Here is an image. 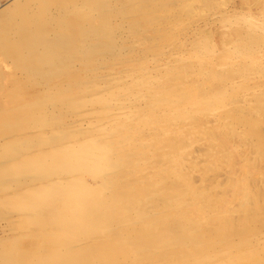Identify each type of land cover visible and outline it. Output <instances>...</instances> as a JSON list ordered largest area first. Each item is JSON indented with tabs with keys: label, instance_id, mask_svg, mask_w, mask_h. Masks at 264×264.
<instances>
[{
	"label": "rangeland",
	"instance_id": "1",
	"mask_svg": "<svg viewBox=\"0 0 264 264\" xmlns=\"http://www.w3.org/2000/svg\"><path fill=\"white\" fill-rule=\"evenodd\" d=\"M22 1L0 0V264H264V0H121L119 53L49 81Z\"/></svg>",
	"mask_w": 264,
	"mask_h": 264
},
{
	"label": "bare ground",
	"instance_id": "2",
	"mask_svg": "<svg viewBox=\"0 0 264 264\" xmlns=\"http://www.w3.org/2000/svg\"><path fill=\"white\" fill-rule=\"evenodd\" d=\"M12 1V0H11ZM22 1V0H21ZM26 2L31 0H25ZM39 0L40 7L38 8V13L35 15V22L37 23L34 26V29L29 32L28 36L25 37L26 41L29 40V55L25 57L24 61L34 63L35 67L32 69L36 75H41L45 78V81L49 77L56 78L60 74L71 73L77 67V64H85L86 72L92 71L96 69V64L101 61V59L108 57L109 55L118 54V45L122 42L121 30L124 28L123 24L126 19L131 18L132 12L127 15L123 12V6H125L121 0H80V2H76L75 0H60L59 5L53 4L52 8H46V1ZM54 1V0H53ZM53 1H50L52 4ZM70 1V2H69ZM74 1V2H73ZM19 2V1H18ZM23 2V1H22ZM29 2V4H30ZM37 4L38 1L35 0ZM48 2V1H47ZM132 2V1H131ZM149 3V1H147ZM153 2V1H152ZM34 3V2H32ZM31 3V4H32ZM16 4V5H14ZM16 2H12V6L8 7L10 9H16V13H23L22 6L17 7ZM25 4V2H24ZM36 4V5H37ZM127 4V2H126ZM22 5V4H21ZM28 6V3H26ZM35 5V4H34ZM33 5V6H34ZM42 5V6H41ZM49 5V4H48ZM133 6L132 4H130ZM150 5V4H149ZM154 5V4H153ZM19 6V5H18ZM52 6V5H50ZM127 6V5H126ZM125 6V7H126ZM129 6V5H128ZM147 6V5H146ZM3 7V6H2ZM38 6H36L37 8ZM135 7V6H134ZM139 7V6H138ZM150 7V6H149ZM6 8L3 7V9ZM27 8V7H26ZM29 8V7H28ZM35 8V9H36ZM130 8V7H129ZM140 8V7H139ZM145 8V7H143ZM153 8V6H152ZM151 7L149 9H152ZM2 9V10H3ZM34 9V12H36ZM41 9V10H40ZM125 9V8H124ZM141 9V10H140ZM139 11H142L140 8ZM33 10V9H32ZM40 10V11H39ZM5 11V10H4ZM11 11V10H10ZM15 11V10H13ZM11 11V12H13ZM31 11V10H30ZM125 11V10H124ZM137 11V9H136ZM151 11V10H150ZM21 12V13H20ZM29 12V11H28ZM27 12V13H28ZM33 12V13H34ZM40 12L42 15H40ZM140 12V13H141ZM147 12V11H146ZM15 13V12H14ZM25 13V12H24ZM23 13V14H24ZM71 13H74L77 17L73 21L70 19L73 18ZM138 13V12H137ZM145 13V12H144ZM143 13V15H144ZM21 14V16L23 15ZM29 14V13H28ZM134 14V13H133ZM153 15V13L150 12ZM137 15V14H135ZM142 15V14H141ZM9 16V13H8ZM8 16L5 14L0 18V25L7 26L8 25ZM16 16V15H15ZM20 16V15H19ZM20 16V17H21ZM26 16V15H25ZM145 16V15H144ZM148 16V15H146ZM17 17V16H16ZM15 17V18H16ZM23 17V16H22ZM142 17V16H141ZM13 18V17H12ZM143 18V17H142ZM141 18V19H142ZM151 18V17H150ZM149 18V19H150ZM17 19V18H16ZM24 19V18H23ZM19 19V20H23ZM135 19V18H134ZM4 20V21H2ZM131 20V19H130ZM137 20V19H136ZM144 20H146L144 18ZM143 20V21H144ZM11 21V20H10ZM16 21V20H14ZM138 21V20H137ZM13 22V19L12 21ZM128 22V21H127ZM139 22V21H138ZM147 22V21H146ZM15 23V22H14ZM126 23V22H125ZM132 23V21H131ZM130 23V24H131ZM145 23V21H144ZM133 24H137L134 20ZM126 25V24H125ZM129 25V24H128ZM127 26V25H126ZM16 27V26H15ZM139 27L140 24H139ZM1 28V27H0ZM8 28V27H7ZM14 28V27H13ZM12 28V29H13ZM28 28V27H27ZM6 29V28H5ZM139 29V28H138ZM3 30V29H2ZM132 30V28H131ZM130 30V31H131ZM9 31V29H8ZM7 31V32H8ZM12 31V30H11ZM22 31V29H21ZM129 31V32H130ZM6 32V31H5ZM13 32V31H12ZM11 32V33H12ZM133 32V31H132ZM4 33V31H3ZM10 33V32H9ZM124 33V32H123ZM126 33V32H125ZM7 34V33H5ZM4 35V34H2ZM130 35V34H129ZM128 35V36H129ZM134 35V34H132ZM137 35V34H136ZM10 36V35H9ZM13 36V34H11ZM10 36V37H11ZM4 37V36H3ZM7 37V35H6ZM14 37V36H13ZM11 37V38H13ZM1 38V37H0ZM17 38V37H15ZM15 38H13L15 40ZM22 38V37H21ZM126 38V37H125ZM129 38V37H128ZM4 39H8L5 38ZM127 39V38H126ZM2 40V38H1ZM5 40V41H6ZM23 40V39H22ZM4 41V40H3ZM21 41V40H20ZM126 41V40H125ZM13 42V40H12ZM126 43V42H124ZM123 43V45H125ZM4 44V43H3ZM11 44V43H10ZM17 44V43H16ZM5 45V44H4ZM20 45V44H19ZM122 45V46H123ZM131 45V44H130ZM8 46V44H7ZM15 46V44L13 45ZM12 46V47H13ZM121 46V45H120ZM17 47V45H16ZM4 48V47H3ZM122 48V47H120ZM6 49H8L6 47ZM24 49V48H22ZM123 49V48H122ZM121 49V50H122ZM121 53V51H120ZM2 54V53H1ZM0 54V55H1ZM123 55V54H122ZM5 57V55H3ZM157 57V56H156ZM109 59V58H107ZM109 61V60H108ZM11 62V61H10ZM5 63V60H4ZM5 68V67H4ZM7 69V68H6ZM10 69V67H9ZM8 69V70H9ZM11 70V69H10ZM106 70V69H105ZM14 71V70H13ZM6 72V71H4ZM105 72V71H103ZM6 74V73H4ZM6 76V75H5ZM9 76V75H8ZM39 76V77H41ZM1 77V76H0ZM41 77V78H42ZM40 78V80H41ZM65 79V78H64ZM63 80V79H62ZM7 81V80H6ZM66 82V81H65ZM67 83V82H66ZM25 84V83H24ZM41 84V83H40ZM6 85V84H5ZM10 85V83H9ZM62 85V84H61ZM67 85V84H66ZM65 85V86H66ZM23 86V85H22ZM58 87V86H57ZM10 88V87H9ZM49 90V89H48ZM50 91V90H49ZM84 91V90H83ZM65 100V99H64ZM68 102V101H67ZM66 102V103H67ZM43 104V103H42ZM47 106V104H46ZM186 110V109H184ZM53 111V110H52ZM88 119V118H87ZM86 119V120H87ZM91 120V119H89ZM88 120V121H89ZM43 121V120H42ZM2 126L4 124H1ZM6 125V124H5ZM4 125V126H5ZM6 128V127H5ZM61 130V129H60ZM41 131V130H40ZM113 131V130H112ZM111 131V132H112ZM80 133V132H79ZM69 135H72L69 134ZM105 136V135H104ZM88 137V136H87ZM91 137V136H90ZM85 138V137H84ZM94 139V137H93ZM107 139H109L107 137ZM74 140V139H73ZM72 140V141H73ZM93 141V140H92ZM96 141V140H95ZM99 141V140H98ZM103 141V139H102ZM96 143V142H95ZM62 144V143H61ZM58 145V144H57ZM104 148V147H103ZM102 148V149H103ZM12 149V148H11ZM17 149V147H16ZM47 149V148H46ZM23 151V149H22ZM89 151V150H88ZM105 151V149H104ZM108 151V149H107ZM87 153V152H86ZM55 155V153H54ZM107 155V153L105 154ZM110 156H102L101 158H109ZM90 158V157H89ZM81 159V158H79ZM105 159H101L102 161ZM107 161V160H106ZM74 162V161H73ZM112 161H110L111 163ZM72 163V162H71ZM35 164V163H33ZM76 163H74L75 166ZM112 164V163H111ZM106 165V164H105ZM104 165V166H105ZM108 166V164H107ZM30 172V171H29ZM109 173V172H108ZM106 173V174H108ZM59 175V174H57ZM63 175V174H62ZM158 175V174H157ZM73 177V176H72ZM75 177V176H74ZM99 177V176H98ZM97 177V178H98ZM57 178V177H56ZM85 179V176L83 177ZM60 179V177H59ZM100 179V178H99ZM54 180V177H53ZM87 180V179H85ZM96 180V179H94ZM105 180V179H104ZM59 181V180H58ZM88 182V181H87ZM100 182V180H99ZM107 182V180H106ZM101 183V182H100ZM105 183V181H104ZM141 183V182H140ZM64 184V183H63ZM89 185V182L87 183ZM91 184V183H90ZM111 184V183H110ZM96 185V183H95ZM103 185V184H102ZM107 185V184H106ZM113 185V183H112ZM55 186V185H54ZM53 186V187H54ZM92 187V185H90ZM109 186V185H108ZM104 187V186H103ZM107 187V186H106ZM105 187V188H106ZM112 187V186H111ZM110 188V187H108ZM58 189V187H57ZM56 189V190H57ZM107 190V189H106ZM105 190V191H106ZM112 190V189H110ZM109 191V190H108ZM52 193V192H51ZM46 194V193H44ZM55 195V194H54ZM104 195V194H103ZM49 196V195H48ZM51 196V195H50ZM49 196V198H51ZM131 198V197H130ZM127 201V200H126ZM139 201V200H138ZM131 204V203H130ZM127 206V205H126ZM175 209V208H174ZM126 212V211H125ZM130 213V212H129ZM135 213V212H134ZM133 214V213H131ZM49 215V214H48ZM126 215V214H125ZM133 216V215H132ZM134 217V216H133ZM164 218V217H163ZM63 220V219H62ZM122 220V219H121ZM126 220V219H125ZM74 221V220H73ZM83 220H81L82 222ZM135 221V220H134ZM77 222V221H76ZM139 222V221H138ZM49 223V222H48ZM74 223V222H73ZM79 223V222H78ZM77 226V225H76ZM145 226V225H144ZM46 227V226H45ZM50 227V226H49ZM51 230V229H50ZM77 231V230H76ZM189 233V231H186ZM85 234V233H84ZM171 235V234H170ZM64 238V237H63ZM116 238V237H115ZM112 239V238H111ZM175 241V240H174ZM19 243V242H18ZM13 246V245H12ZM11 247V246H10ZM254 248V247H253ZM63 249V248H62ZM249 250V249H248ZM7 252V251H6ZM261 252V251H260ZM215 253V252H214ZM246 254V252H245ZM11 255V254H10ZM251 255V254H250ZM236 258V257H235ZM214 261V260H213Z\"/></svg>",
	"mask_w": 264,
	"mask_h": 264
}]
</instances>
